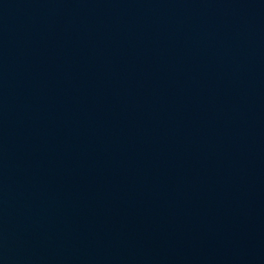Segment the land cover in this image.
<instances>
[{
  "label": "water",
  "instance_id": "95a60500",
  "mask_svg": "<svg viewBox=\"0 0 264 264\" xmlns=\"http://www.w3.org/2000/svg\"><path fill=\"white\" fill-rule=\"evenodd\" d=\"M0 264H264V0H0Z\"/></svg>",
  "mask_w": 264,
  "mask_h": 264
}]
</instances>
